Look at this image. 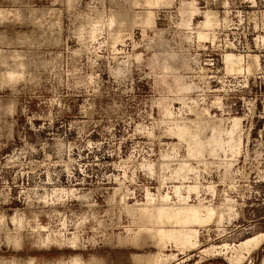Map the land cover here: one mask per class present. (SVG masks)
<instances>
[{"label": "rangeland", "instance_id": "rangeland-1", "mask_svg": "<svg viewBox=\"0 0 264 264\" xmlns=\"http://www.w3.org/2000/svg\"><path fill=\"white\" fill-rule=\"evenodd\" d=\"M0 264H264V0H0Z\"/></svg>", "mask_w": 264, "mask_h": 264}]
</instances>
